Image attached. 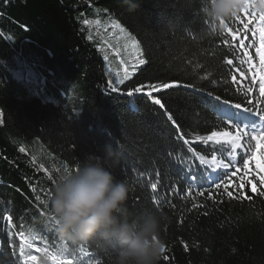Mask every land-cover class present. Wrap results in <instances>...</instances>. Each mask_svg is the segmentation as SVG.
Masks as SVG:
<instances>
[{
  "label": "trees",
  "instance_id": "16d2710c",
  "mask_svg": "<svg viewBox=\"0 0 264 264\" xmlns=\"http://www.w3.org/2000/svg\"><path fill=\"white\" fill-rule=\"evenodd\" d=\"M200 8L201 0H0V217H13L12 225L0 218V264H25L21 232L43 237L31 250L39 264L43 256L35 247L45 246L66 248L76 264H113L108 241L97 237L72 245L47 226L52 224L48 193L64 165L77 167L85 153L102 155L105 144L118 146L119 164L111 170L129 185L133 216L163 208L171 218L163 229L166 253L159 264H264V197L250 186L251 201L221 194L205 180L215 165L211 156L219 154L193 143L197 135L225 130L222 113L212 107L214 97L245 102L239 89L251 77L248 65H240L245 50L232 47L226 31L205 36L211 21ZM109 19L125 29L126 39L139 41L147 61L116 93L109 89L100 48L111 32ZM226 23L234 31L242 28L232 18ZM172 80L181 86L154 94L164 109L143 93L126 94ZM168 113L189 144L179 138ZM251 170L256 172L255 162ZM249 178L240 173L235 182ZM156 180L163 201L158 206L150 187Z\"/></svg>",
  "mask_w": 264,
  "mask_h": 264
},
{
  "label": "snow or ice",
  "instance_id": "6c2138e0",
  "mask_svg": "<svg viewBox=\"0 0 264 264\" xmlns=\"http://www.w3.org/2000/svg\"><path fill=\"white\" fill-rule=\"evenodd\" d=\"M240 13H244L248 19L244 20L239 15ZM240 13L234 15L232 19L234 22H239L242 25L241 29L234 31L224 20H221L220 23L225 25L221 35L223 36L225 31L230 35L233 42L231 46L235 47L238 44L240 48L245 50L242 55L246 59H241L240 65L247 64V72L251 74L247 86L239 89L245 102L234 103L230 100L222 99L218 95L215 96L214 100L216 103L212 107L222 113L220 121L225 130H212L208 135H197L193 143L201 142L207 145L212 152L219 154L211 156L216 167L214 170L208 169L209 174L205 178L206 182L216 190H220L221 194H226L229 199L251 201L253 196L246 191L249 186L251 193L264 197V150L257 153L258 149H264V0H246L245 7L241 9ZM85 23H88V21H85ZM112 28L118 30L119 34L127 36L125 29L119 23L113 22ZM241 32L243 33L242 37L240 36ZM249 32L251 35H248ZM127 39L130 41L131 50L127 46L124 49L126 58L120 60V64L123 66L122 74L117 72L116 79L109 80L108 86L113 93L119 92V86L124 85L125 81L130 80L140 66L147 63L143 58L144 54L139 47L138 41L130 36ZM248 40H251L252 43L248 44ZM223 43L229 45V39L225 38ZM250 48L255 49L254 55L248 51ZM120 51L119 48L115 49L117 56L120 55ZM104 59L108 60L109 57L106 55ZM226 63L231 66L234 61L228 59ZM236 70L242 76L244 75L239 66H237ZM231 82L239 83L236 75L231 76ZM180 86L181 82L179 80L157 82L136 86L133 89H129L126 94L131 97L134 94L143 93L151 98L155 105L164 109V103L154 94ZM183 86L186 88L194 87L192 84H185ZM256 92H258V96L255 95ZM209 96H211V93H209ZM221 105L223 107H220ZM167 119L176 127L179 138L183 139L184 144H189V141L184 139V134L180 132V125L173 119L172 114L168 113ZM20 151L23 152L25 149L21 147ZM200 159L203 161L204 157L201 156ZM253 162L256 164L255 173L251 170ZM40 167L44 168V165H40ZM66 168H69V166L64 165V169ZM46 171L48 170L46 169ZM55 171L59 172L60 168L55 167ZM240 173L250 178L246 180L241 179L240 183H236V177ZM217 174H221L220 179L218 181L213 180L212 177ZM48 179L54 180L52 176H48ZM159 183V180L150 183V187L154 193V204L157 206L163 203L158 195H156ZM233 188H235V191H233ZM33 191L35 192L36 188H33ZM188 195H193L191 189H189ZM204 195V191L199 192V196L203 197ZM208 196L209 199H212L213 193L209 192ZM198 206L193 204L194 208ZM0 218L8 222L9 225H12L13 217L11 215ZM47 226H53V222ZM19 235L21 239L20 255L25 258V264H39L38 257L31 254V250L34 247L33 242L37 239L43 240V237L37 236L35 233L26 236L21 232ZM54 248L55 246L53 245ZM185 248L187 249V245H185ZM35 251L42 253L43 258L51 261V264H76L74 258H68L66 248L52 250L48 246H45L43 248L35 247ZM163 251L165 254L166 245ZM92 259L94 257H89V260Z\"/></svg>",
  "mask_w": 264,
  "mask_h": 264
},
{
  "label": "clouds",
  "instance_id": "9594fccd",
  "mask_svg": "<svg viewBox=\"0 0 264 264\" xmlns=\"http://www.w3.org/2000/svg\"><path fill=\"white\" fill-rule=\"evenodd\" d=\"M246 0H201L208 17L205 36L219 35L245 7ZM102 155L85 153L75 168L63 169L48 193L47 219L59 236L72 245L88 244L100 237L111 244L113 264H159L166 245L163 229L171 222L163 208L133 216L127 207L129 185L111 168L119 164L118 146L105 144ZM40 264H47L43 258Z\"/></svg>",
  "mask_w": 264,
  "mask_h": 264
},
{
  "label": "rangeland",
  "instance_id": "374dc122",
  "mask_svg": "<svg viewBox=\"0 0 264 264\" xmlns=\"http://www.w3.org/2000/svg\"><path fill=\"white\" fill-rule=\"evenodd\" d=\"M98 13L99 15L97 18L100 19L101 12ZM113 22L115 21L112 19L108 20L107 27L111 30V32L108 31L107 35L103 36V43L100 44L103 56L105 57L107 55L109 57L108 60H105V72L108 80H115L117 72H120L122 74L123 66L120 64V60L126 58V53L124 52V49L127 46L129 50H131L130 41L126 39V36L124 34H119L118 30L112 28ZM112 32H115V35H120L121 37L113 36L114 34ZM135 40L138 41L137 39ZM116 48H119L121 50L119 56L116 55Z\"/></svg>",
  "mask_w": 264,
  "mask_h": 264
}]
</instances>
